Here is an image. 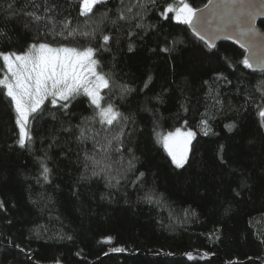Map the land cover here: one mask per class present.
<instances>
[{"label": "trees", "instance_id": "obj_1", "mask_svg": "<svg viewBox=\"0 0 264 264\" xmlns=\"http://www.w3.org/2000/svg\"><path fill=\"white\" fill-rule=\"evenodd\" d=\"M53 2L51 21L28 15ZM184 2L199 10L208 0ZM79 4L0 0V51L41 41L96 49L109 80L101 104L127 119L101 124L85 94L67 109L47 98L21 147L0 86V264H264V71L246 67L233 44L211 50L174 12L163 15L181 0H106L87 17ZM257 27L264 33V20ZM177 128L195 133L179 168L160 143Z\"/></svg>", "mask_w": 264, "mask_h": 264}, {"label": "snow or ice", "instance_id": "obj_2", "mask_svg": "<svg viewBox=\"0 0 264 264\" xmlns=\"http://www.w3.org/2000/svg\"><path fill=\"white\" fill-rule=\"evenodd\" d=\"M106 0H80L79 8L80 15L89 16L93 13L96 5L105 3ZM9 9L13 7L9 4ZM57 7L56 3L46 5L43 9L45 15H37L35 12L28 13V15L36 22L51 21L53 13ZM221 7L224 11V31L229 30L230 26L243 22V16L247 14L248 20H251V13L255 11V5L240 4L236 5L235 0L229 3H223ZM235 9V11L233 10ZM131 7L127 11L131 12ZM175 13V19L185 24L193 25L194 17L197 10L189 3L181 0V6L176 8L169 4L165 9L163 15L167 18V13ZM120 19H124V13L121 12ZM206 23V21H203ZM64 27L67 28L70 21H64ZM195 27V25H193ZM54 27V25H53ZM251 29L248 30L249 34ZM75 30L69 32L68 35H74ZM131 35V33H129ZM199 34V33H198ZM84 35H88L84 33ZM231 39V36L228 37ZM105 44L109 41L108 35L102 37ZM214 47L213 44L209 45ZM97 50L92 47L78 50L76 48L68 47H52L49 43L34 42L31 43L27 50L17 51H0V60L3 61V67L6 68V74L0 78V86L6 89V95L11 98L12 104L16 112V123L19 126V139L17 143L21 147H25L26 143L31 141L32 137L28 130L29 116L37 113L44 100L51 97V103L57 104L60 102L61 108L67 109L69 101L75 95H78L81 90L84 94L91 98V104L97 109L99 122L101 124L113 125L118 123L122 118V113L118 112L112 104L102 106L101 101L103 97L100 95V90L109 87L108 78L97 72L98 61L94 59V54ZM168 51V49H164ZM264 62V61H262ZM243 64L251 68L253 65L249 62L247 57L244 58ZM149 77L148 82H150ZM145 83V87L148 86ZM123 91H129L126 87ZM259 116L262 124H264V108L259 110ZM203 123H207L204 121ZM229 128L232 125L228 126ZM81 135L78 139L85 138V130L81 128ZM195 133L191 130L182 132L177 128L175 132H169L160 137V142L171 156L172 162L177 167H182L187 160L189 145ZM119 140V136L114 137ZM111 141H109V144ZM102 151H107L105 146H101ZM117 152L120 149L116 150ZM130 151V150H129ZM92 160L94 167L99 169V172H105L110 168L102 160H96L93 157H88ZM129 166L131 162L129 161ZM44 179H48L49 169L42 165ZM99 172L94 171L93 175H98ZM144 174L141 173L140 176ZM238 194V193H237ZM4 207V202L0 201V209ZM110 239V238H109ZM120 251L121 249H114Z\"/></svg>", "mask_w": 264, "mask_h": 264}, {"label": "water", "instance_id": "obj_3", "mask_svg": "<svg viewBox=\"0 0 264 264\" xmlns=\"http://www.w3.org/2000/svg\"><path fill=\"white\" fill-rule=\"evenodd\" d=\"M231 0H208L206 5L196 12L193 25H187L190 33L209 49H214L220 42H228L245 52V57L253 65L250 70L258 73L264 71V33L261 32L257 23L264 20V1L263 0H235L236 5L252 4L255 11L251 13L249 22L247 14L243 16V22L233 24L229 30L224 31V9L223 3ZM235 11V9H233ZM203 21H206L204 23ZM251 29L249 34L248 30ZM199 33V34H198ZM231 36V39L228 37ZM213 44L214 47L209 45Z\"/></svg>", "mask_w": 264, "mask_h": 264}, {"label": "rangeland", "instance_id": "obj_4", "mask_svg": "<svg viewBox=\"0 0 264 264\" xmlns=\"http://www.w3.org/2000/svg\"><path fill=\"white\" fill-rule=\"evenodd\" d=\"M180 22V21H179ZM54 48H57V47H54ZM1 62H2V67H1V78H3V76L6 74V68H4L3 67V61L1 60ZM5 89V88H4ZM102 90L103 89H101L100 90V95H101V92H102ZM5 92H6V89H5ZM81 94H84L83 93V91L81 90V92H80ZM85 96H87L86 94H85ZM88 97V96H87ZM48 98H51V97H48ZM89 99H90V101H91V98L90 97H88ZM11 99V98H10ZM52 99V98H51ZM46 100V99H45ZM44 100V101H45ZM105 106V105H104ZM15 110V109H14ZM15 115H16V112H15ZM18 128H19V126H18ZM20 131V130H19ZM181 131L182 132H187V130H183V129H181ZM189 131V130H188ZM171 132H175V130H173V131H171ZM169 133V132H168ZM167 133H163V134H161L160 135V137H162L163 135H166ZM192 140H193V138H192ZM192 140H191V143H192ZM161 143V142H160ZM191 143H190V145H189V151H190V146H191ZM161 145H162V147H163V144L161 143ZM163 149L165 150V152L167 153V155L169 156V154H168V152H167V150L163 147ZM189 151H188V154H189ZM169 158H170V160H171V162H172V159H171V156H169ZM187 158H188V155H187ZM187 161V160H186ZM186 163V162H185ZM184 163V164H185ZM172 164L175 166V167H177L173 162H172ZM177 168H179V167H177Z\"/></svg>", "mask_w": 264, "mask_h": 264}]
</instances>
